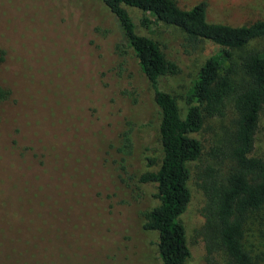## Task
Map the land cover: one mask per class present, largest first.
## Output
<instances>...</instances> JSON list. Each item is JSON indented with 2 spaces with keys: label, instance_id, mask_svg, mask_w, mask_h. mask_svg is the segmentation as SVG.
<instances>
[{
  "label": "rangeland",
  "instance_id": "374dc122",
  "mask_svg": "<svg viewBox=\"0 0 264 264\" xmlns=\"http://www.w3.org/2000/svg\"><path fill=\"white\" fill-rule=\"evenodd\" d=\"M174 1L182 9L206 2L210 23L242 26L264 19V0ZM137 30L177 65V74L164 77L160 87L175 96L183 113L184 93L217 47L205 43L188 53L177 28L158 23ZM117 45L122 46L118 22L100 0H0L5 52L0 86L12 92L0 106V132L7 139L18 137L21 146L38 144L40 151L33 162L16 165L19 177L6 180V193L0 194V229H13L10 241L0 245V264H161L157 234L143 228L144 213L158 204L156 187L138 182L144 173L156 172L161 161L158 109L145 80L139 77L136 83L142 76L136 61ZM255 47L262 45L247 48ZM108 68L120 73L112 87H94V70ZM234 82L240 91L247 79L237 70ZM136 84L142 93L137 104L122 94ZM235 118L229 101L225 116L206 120L198 134L203 155L192 166L191 203L181 218L192 248L187 264H228L219 250L213 263L207 262L197 185L206 165L226 171L225 141ZM109 119L110 126L103 123ZM126 130L132 146L124 154L118 150L119 134ZM215 147L223 154L222 164L207 156ZM263 151L261 118L253 155ZM28 154L34 156L31 150ZM5 213L16 218L8 223ZM243 248L254 264H264V208L248 216Z\"/></svg>",
  "mask_w": 264,
  "mask_h": 264
},
{
  "label": "trees",
  "instance_id": "16d2710c",
  "mask_svg": "<svg viewBox=\"0 0 264 264\" xmlns=\"http://www.w3.org/2000/svg\"><path fill=\"white\" fill-rule=\"evenodd\" d=\"M100 1L118 22L122 46L116 48L136 61L142 75L137 76L136 83L139 77L145 80L158 109L161 161L156 172H147L138 178L139 183H152L156 187L158 204L144 213L143 228L157 234L158 259L161 264H187L191 258L192 248L181 218L191 203L192 166L203 155L198 134L206 120L224 117L227 103L232 101L236 118L234 130L225 141L226 171L220 174V166L206 165L198 174L197 186L203 198L201 235L208 263H213L219 250L226 255L228 264H254L243 248V240L248 216L264 208V151L262 156L253 155L260 119H264V19L242 26L210 23L204 1L190 9L180 8L174 0ZM158 23L182 32L185 35L183 47L188 53L198 51L205 43L218 49L199 66L184 93L183 113L175 96L160 87L164 77L177 74V65L166 58L156 41L137 30L138 27L148 30ZM254 43L262 47L247 48ZM4 55L0 49L3 66ZM237 70L247 79L240 91L234 82ZM96 71L93 84L99 89L111 88L114 76L120 75L111 68ZM138 89L136 84L132 92L125 89L122 94L128 93L137 104L142 96ZM11 96L10 90L0 86V106ZM1 113L0 125L4 121ZM103 123L110 126L112 120ZM129 130L119 134L118 150L124 154L129 153L132 146ZM20 143L18 137L7 139L0 132V194L6 193V180L19 177L16 165L33 162L39 155L38 144L21 146ZM29 150L34 152L33 157L29 156ZM221 155L217 147L207 153L215 162ZM219 162L222 164L221 159ZM4 217L10 223L9 218L16 215L5 213ZM12 230L0 229V245L10 241L7 234ZM16 231L20 235L21 229Z\"/></svg>",
  "mask_w": 264,
  "mask_h": 264
}]
</instances>
